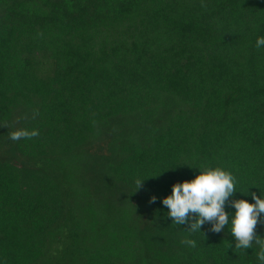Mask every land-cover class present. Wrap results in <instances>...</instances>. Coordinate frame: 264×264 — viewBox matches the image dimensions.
<instances>
[{
    "label": "trees",
    "instance_id": "16d2710c",
    "mask_svg": "<svg viewBox=\"0 0 264 264\" xmlns=\"http://www.w3.org/2000/svg\"><path fill=\"white\" fill-rule=\"evenodd\" d=\"M258 36L264 0H0V264H259L160 203L201 165L264 194Z\"/></svg>",
    "mask_w": 264,
    "mask_h": 264
},
{
    "label": "clouds",
    "instance_id": "9594fccd",
    "mask_svg": "<svg viewBox=\"0 0 264 264\" xmlns=\"http://www.w3.org/2000/svg\"><path fill=\"white\" fill-rule=\"evenodd\" d=\"M255 46L264 47V36L256 38ZM37 135L36 130L20 129L11 132L9 138L15 141ZM190 168L197 169L198 174L190 180L173 183L170 193L160 199L161 205L167 209L166 216L171 223L187 224L190 233H202L200 230L205 224L209 225L208 230L212 233H220L227 227L228 233L234 238L232 250L245 252V249L252 248L255 244L258 249L256 259L259 264H264V238L255 232L258 224L264 225V194L259 192L257 196L254 192L237 191L236 177L219 166L201 165ZM142 180H135V190ZM235 192L250 196L252 202L246 199H230ZM156 199L151 196L149 202L155 203ZM226 207L232 211H226ZM181 243L190 248L196 247V241L191 238H185Z\"/></svg>",
    "mask_w": 264,
    "mask_h": 264
}]
</instances>
